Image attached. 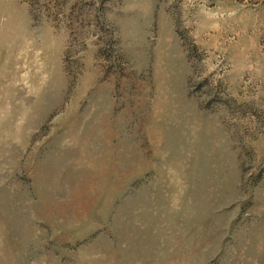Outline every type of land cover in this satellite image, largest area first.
<instances>
[{
  "label": "rangeland",
  "instance_id": "rangeland-1",
  "mask_svg": "<svg viewBox=\"0 0 264 264\" xmlns=\"http://www.w3.org/2000/svg\"><path fill=\"white\" fill-rule=\"evenodd\" d=\"M0 264H264V0H0Z\"/></svg>",
  "mask_w": 264,
  "mask_h": 264
}]
</instances>
